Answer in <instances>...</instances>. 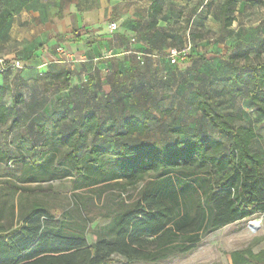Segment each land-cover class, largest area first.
Here are the masks:
<instances>
[{
  "label": "trees",
  "instance_id": "obj_1",
  "mask_svg": "<svg viewBox=\"0 0 264 264\" xmlns=\"http://www.w3.org/2000/svg\"><path fill=\"white\" fill-rule=\"evenodd\" d=\"M239 3L224 0L220 5L221 31L233 26ZM259 27L264 34V19ZM81 36L75 35V41ZM204 59L187 55L178 67ZM62 67L55 79L60 93L76 92L71 98L75 113L69 121L41 126V144L31 139L33 125L24 127L22 137L20 129L27 122L17 107L22 100L8 107L6 90L0 87V127H6L0 165H18L0 175V264H115L119 259L126 264H159L191 253L228 225L264 215V158L253 149L256 130L236 126L234 116L221 112L211 93L198 90L195 106L215 131L214 138L169 125L171 143H149L143 138L152 131V123L160 124L169 110L156 103L140 110L139 117L109 116L97 103L79 102L86 89L73 90V75ZM242 71L251 85L250 104L264 123V61L247 59ZM121 103L125 104L122 97L117 101ZM16 131L17 143L12 145L9 139ZM66 178L74 179L75 190L91 195L76 201L73 210L51 208L30 189ZM132 189L136 194L128 196ZM94 198L104 199L105 223L95 227V241L90 242L84 211ZM230 260L264 264V249L235 250Z\"/></svg>",
  "mask_w": 264,
  "mask_h": 264
},
{
  "label": "rangeland",
  "instance_id": "obj_2",
  "mask_svg": "<svg viewBox=\"0 0 264 264\" xmlns=\"http://www.w3.org/2000/svg\"><path fill=\"white\" fill-rule=\"evenodd\" d=\"M188 1L190 5L173 10L175 21L171 20L167 24L170 31L168 42L172 45L171 49L176 48L186 52L188 56L194 54L205 59L179 68L178 65L186 63V60L180 57L178 64L173 65L168 62V53H164V69L157 73V80L153 82L155 91L148 96L151 105L159 103L163 110L167 109L170 113L164 115L160 124L153 122L152 131L143 140L149 143H171L172 136L166 132L169 125L185 126L192 132L204 133L214 138L215 131L205 123L195 106L197 91L203 90L211 93L220 103L221 112L234 116L236 126H251L256 130L258 138L253 149L264 158L263 118L250 104L247 93L251 85L242 71L247 59L253 62L264 61V34L256 23V20L261 18L262 11L259 9L258 12L252 13L251 9H244L241 22L233 24L229 32H223L217 13L224 0H209L207 4H204L205 0ZM206 9L210 17L205 16ZM12 10L18 13L14 21L11 20ZM1 13L3 21H0V87L6 90L4 102L11 108L15 99L22 100L17 107L27 122L20 129V133L23 132L24 137L25 128L33 125L31 139L34 143L41 144V126L50 125L56 120L61 123L69 121L75 113L76 105L71 102V98L77 97L76 92L60 93L59 83L55 79L56 73L63 69L62 66L67 67L71 63L56 50L58 47L67 48L72 39H50L48 32L43 33L42 27L35 25L33 16L27 13L23 5L14 9L8 5L5 10L0 5ZM238 53L243 55L238 57ZM111 60L122 63L119 56ZM16 61L26 62L27 68H12L10 65ZM125 66H121L120 70L133 88L137 86L136 94L134 93L137 98L132 103L117 104L118 99L122 97L117 95L116 104L111 112L107 111L109 116L115 114L117 117H128L144 109L141 97L143 88L140 84L142 79H138L137 83L131 81ZM73 73V83L78 81L80 85L82 74L79 70H73ZM235 77H240V81H233ZM85 78L90 86L98 84L97 72H90ZM95 89L92 87V90ZM104 90L108 91L106 87ZM5 130L6 127H0V144L4 141ZM17 133H12L9 139L12 145L17 143ZM17 167V164L0 165V175H7L17 170ZM73 182V178H66L32 185L30 189L37 199L43 200L51 208L60 211L73 210L72 205L76 201H83L82 198L91 196L87 190H75ZM135 194L136 190L132 189L127 195ZM104 205L102 198L87 202L84 217L90 222L87 229L90 242L95 241V227L105 223L101 217L105 210ZM253 222L259 223V228L250 229L249 224ZM245 248H250L255 253L264 249V215L228 225L207 236L191 253L159 264H231L230 253ZM115 264L126 263L119 259Z\"/></svg>",
  "mask_w": 264,
  "mask_h": 264
},
{
  "label": "crops",
  "instance_id": "obj_3",
  "mask_svg": "<svg viewBox=\"0 0 264 264\" xmlns=\"http://www.w3.org/2000/svg\"><path fill=\"white\" fill-rule=\"evenodd\" d=\"M207 2L209 0H205L204 4ZM155 3H158V9L153 7ZM190 4L188 0H0L3 10L8 5L13 9L23 5L27 13L33 16L35 25L42 27L43 33L48 32L50 39H72L67 48L58 47L56 50L71 62L67 67L73 79V70H79L82 74L80 85L78 81L73 83L72 80V89L85 88V93L79 96V102L97 103L104 113L108 105L116 104L119 94L125 104L137 98L134 95L137 86L133 88L120 70L125 64L131 81L137 83L142 79V106L144 109L153 107L148 95L155 91L153 82L157 80V73L164 69V53H169L172 47L168 42L170 31L167 24L171 20L175 21L173 10ZM244 9H251L252 13L259 9L262 11L261 18L256 20L258 25L264 19V0H240L234 13V24L241 22ZM2 13L0 21H3ZM17 14L12 10V21ZM207 15L210 17L206 9ZM6 19L7 16L4 21ZM114 23L118 28L112 30L111 24ZM80 34L81 40L76 42L74 36ZM117 56L122 59V63L111 60ZM90 72H97L99 77L96 80L98 84L91 85L95 90L85 78ZM105 87L108 91L104 90ZM93 91L97 93L93 95ZM88 96L94 100L89 101ZM137 114L129 116L139 117Z\"/></svg>",
  "mask_w": 264,
  "mask_h": 264
},
{
  "label": "built area",
  "instance_id": "obj_4",
  "mask_svg": "<svg viewBox=\"0 0 264 264\" xmlns=\"http://www.w3.org/2000/svg\"><path fill=\"white\" fill-rule=\"evenodd\" d=\"M117 28V24H111V29L112 30H115ZM187 56V53L186 52H179V51H176V50H172L170 51L169 53V60H170V63L171 64H177V62L179 61L180 57L182 58V60L185 59V57ZM12 68H22V63L20 61H16L15 63H12L10 65Z\"/></svg>",
  "mask_w": 264,
  "mask_h": 264
},
{
  "label": "water",
  "instance_id": "obj_5",
  "mask_svg": "<svg viewBox=\"0 0 264 264\" xmlns=\"http://www.w3.org/2000/svg\"><path fill=\"white\" fill-rule=\"evenodd\" d=\"M260 224L257 222H253L249 224V228L251 229L252 227H255L256 229L259 228Z\"/></svg>",
  "mask_w": 264,
  "mask_h": 264
}]
</instances>
